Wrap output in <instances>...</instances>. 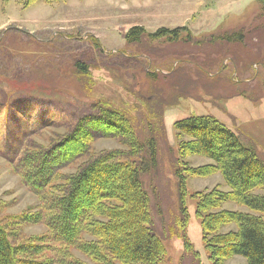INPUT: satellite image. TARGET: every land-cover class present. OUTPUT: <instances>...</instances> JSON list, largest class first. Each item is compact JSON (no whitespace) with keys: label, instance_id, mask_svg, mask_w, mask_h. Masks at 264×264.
<instances>
[{"label":"rangeland","instance_id":"rangeland-1","mask_svg":"<svg viewBox=\"0 0 264 264\" xmlns=\"http://www.w3.org/2000/svg\"><path fill=\"white\" fill-rule=\"evenodd\" d=\"M27 2L0 0V66L4 73L5 68L29 70L31 76L24 79L33 82L45 67L53 79L43 85L45 96L16 90L8 96L9 88L0 90V105L9 107L0 116V220L38 207L50 223L53 207H46L45 191L35 195L16 161L27 146L50 147V141L69 133L78 119L93 116L94 103L103 100L131 117L142 142L149 139L147 143L154 140L156 144L158 166L142 174V181L151 197L154 232L167 252L161 264H212L194 195L218 185L223 191L228 189L219 174L187 177L188 225L183 233L193 246V252H187L183 239L176 236L183 220L181 178L175 171L203 167L210 161L181 158L175 125L192 116H212L264 160V13L260 0H61L30 6ZM133 27H144L149 35L160 29L178 30L180 37L175 42L146 37L127 44L125 36ZM94 39L101 48L95 47ZM77 62L90 66L89 78H76ZM149 124L157 130L156 137ZM88 128L96 137L92 155L126 151L120 140ZM139 161L146 166L150 158L143 153ZM80 163L64 168V173L75 171ZM224 208L244 209L231 203ZM10 226L18 230L13 219ZM33 237L42 238L36 241L37 260L98 264L81 252L83 243L98 242L86 234L69 246L37 223L19 232L18 239L24 244ZM244 262L235 257L226 264Z\"/></svg>","mask_w":264,"mask_h":264},{"label":"trees","instance_id":"trees-1","mask_svg":"<svg viewBox=\"0 0 264 264\" xmlns=\"http://www.w3.org/2000/svg\"><path fill=\"white\" fill-rule=\"evenodd\" d=\"M57 1L61 0H28L27 6ZM260 2L264 13V0ZM178 32L160 29L149 35L144 27H133L125 40L127 44H132L146 37L155 40L166 37L175 42L180 37ZM93 41L96 48L102 47L97 39ZM74 70L77 79L79 75L85 79L91 75L90 66L83 62H77ZM26 71L5 68L4 73L0 66V90L9 88L8 96L16 91L47 95L43 85L53 77L51 74L47 76L46 68L43 67L38 80L35 79L37 82L25 80L31 76ZM94 105L93 116L78 119L69 133L50 141V147L27 146L16 161L25 184L35 195L45 191L44 202L46 207H53V216L49 223L46 213H41L37 207L33 212L12 217L18 230L10 226L11 219L0 220V264L52 262L49 258H35L39 249L36 241L42 238H29L24 244L19 242V232L37 223L46 225L56 240L69 246L76 245L83 234L97 240L93 244L83 243L82 251L79 250L98 264L104 261L108 264L163 262L166 248L163 240L154 232L151 197L142 181V174L158 166L156 144L154 140L152 144L147 143L149 139L145 142L140 140L131 117L123 110L103 100ZM4 110L8 112L9 107L0 105V116ZM88 126L100 129L107 138L120 140L126 151L92 155L96 137ZM175 127L183 160L201 157L210 161L203 167H186L175 171L176 177L181 178L179 209L183 220L181 233L176 236L183 239L185 250L193 252L192 244L183 233L188 225L187 177L202 179L219 174L227 191L218 185L194 195L197 201L196 215L201 220L212 264H226L235 257L243 258L245 262L242 264H264V195L258 194L264 191V160L212 116H192L177 122ZM149 129L156 137L157 130L152 124H149ZM143 153L150 158L146 166L139 161ZM77 161L82 163L75 171L64 173V168L73 166ZM227 203L244 209H225ZM229 227L234 229L225 232Z\"/></svg>","mask_w":264,"mask_h":264}]
</instances>
